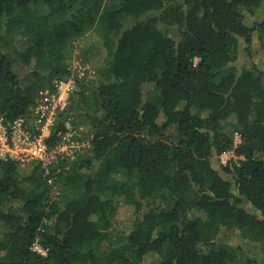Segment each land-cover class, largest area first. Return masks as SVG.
<instances>
[{
    "label": "trees",
    "instance_id": "1",
    "mask_svg": "<svg viewBox=\"0 0 264 264\" xmlns=\"http://www.w3.org/2000/svg\"><path fill=\"white\" fill-rule=\"evenodd\" d=\"M116 1L0 0L7 120L70 74L77 47L104 64L65 110L89 149L49 174L0 161V264H264V70L233 65L264 0ZM121 206L137 213L129 232L114 228Z\"/></svg>",
    "mask_w": 264,
    "mask_h": 264
},
{
    "label": "built area",
    "instance_id": "2",
    "mask_svg": "<svg viewBox=\"0 0 264 264\" xmlns=\"http://www.w3.org/2000/svg\"><path fill=\"white\" fill-rule=\"evenodd\" d=\"M82 66L80 64V70L84 69ZM77 71V65L72 64L70 74L56 77L52 85L40 88L37 102L30 106L27 114L13 120L0 114V161L39 160L45 173L49 174L54 167L59 170L63 162L91 147L93 134H87L72 114L65 113L71 96L80 90L79 81L83 77ZM234 139L235 144L241 141L239 132L235 133ZM227 153L229 151L220 156L224 164L228 163L224 157ZM33 249L41 254L47 253L39 242L33 245Z\"/></svg>",
    "mask_w": 264,
    "mask_h": 264
},
{
    "label": "rangeland",
    "instance_id": "3",
    "mask_svg": "<svg viewBox=\"0 0 264 264\" xmlns=\"http://www.w3.org/2000/svg\"><path fill=\"white\" fill-rule=\"evenodd\" d=\"M114 3H117L116 0H112L110 2V6H112ZM256 20H263L264 19V3L263 5L258 9L256 15L251 17L250 21ZM93 40V39H91ZM246 47V43L242 40L240 45V52L238 59L234 62V66L238 71H241L244 67H251L253 64H258L259 67H261L264 70V30L262 31H256L254 34L253 43L251 45V52L248 53ZM91 57V61L85 62L84 60V51L82 48L77 47L74 49V51L70 54V59L68 60L69 63L72 62V64L75 66L77 65V73L80 72L82 75V79L93 81L97 77L101 76V68L104 67V64L101 61V51L98 49L95 45L92 46L89 54ZM80 64H82L84 69L82 68L80 70ZM90 64L92 67L87 65ZM85 65V66H84ZM14 71L21 77L26 76L28 73H30V68L22 63L19 59L15 61L14 63ZM94 70V71H91ZM100 70V71H99ZM84 75V76H83ZM79 120L82 119V117H78ZM164 120V117L161 116L159 118V122L161 123ZM173 131V128H170L168 132ZM238 138V137H237ZM239 140V139H238ZM239 142V141H238ZM225 159L229 161L237 160V155L234 151H229L227 155L224 156ZM137 213L133 206H121L116 214L115 217V224L114 228L118 232V230H125V231H131L134 227V224L136 223ZM116 233V232H113ZM239 241L246 246L248 249L251 250V252H260L261 248L259 246H255L253 243L249 241H242L239 239ZM264 254V252H262Z\"/></svg>",
    "mask_w": 264,
    "mask_h": 264
}]
</instances>
